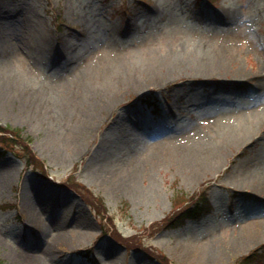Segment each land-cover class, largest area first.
<instances>
[{
	"label": "rangeland",
	"instance_id": "obj_1",
	"mask_svg": "<svg viewBox=\"0 0 264 264\" xmlns=\"http://www.w3.org/2000/svg\"><path fill=\"white\" fill-rule=\"evenodd\" d=\"M230 42L248 78L230 84L185 72L159 85L146 81L147 68L166 56L217 53ZM261 63L264 0H0V84L12 85L0 89L9 106L0 126L22 130V139H0L7 151L0 155V262L34 264L19 257L41 254L52 235L63 241L37 264H186L172 251L180 246L211 252L204 264H242L264 247V234L235 239L243 226L264 224V191L256 188L264 185V130L226 147L196 179L165 149L183 137L219 144L222 125H234L237 114L264 116V77L252 78ZM83 86L94 101L115 98L83 149L63 158L56 151L77 126L65 108ZM158 149L165 153L153 185L147 174L139 179L144 194L123 187ZM204 190L209 214L175 229L154 226ZM35 208L38 222L29 213ZM259 251L251 264H264Z\"/></svg>",
	"mask_w": 264,
	"mask_h": 264
},
{
	"label": "bare ground",
	"instance_id": "obj_2",
	"mask_svg": "<svg viewBox=\"0 0 264 264\" xmlns=\"http://www.w3.org/2000/svg\"><path fill=\"white\" fill-rule=\"evenodd\" d=\"M231 21L235 23L236 20L232 18ZM199 52H201V50H199ZM160 63V66L151 65L146 70L148 73L146 81H151L152 85H159L173 81L184 76L185 72L195 76H204L205 78H213V76L219 75L224 77L225 80L223 81H230V84L249 77L248 73L241 68L239 53L231 42L222 44L221 49H218L217 53L204 50L203 53L191 54L187 58L169 55L163 58ZM160 68H164V70L161 72ZM257 71V73L252 74V78H263L264 64L261 63L260 68ZM6 80L13 81L9 78L3 81ZM4 83L0 84V89H2ZM99 83L101 84V82ZM11 88L12 85L7 82L3 86V89H7L9 92H12ZM101 89L103 88H95L93 89L95 91L93 93L99 95V93H102ZM86 92V86L74 90L68 104L66 105L65 109L67 116H72L76 120L77 126L72 134L71 143L62 144V146L56 151L59 155H63V158L68 153H73L74 151L78 152L83 149L85 144H82V141L85 135L92 129L104 110L108 108V102H111L112 98H115L113 97L114 94L110 93L105 100L99 102L94 98L97 101L96 102L90 98L93 96L91 91ZM4 100L7 99H0V111H6L9 108ZM236 117V123H234V125H222V129L226 134L225 138L219 144H213L209 141L195 142L193 138L189 139L183 137L171 147H167L165 151L171 152L172 157L176 158L180 170L187 171L189 178L196 179L201 176V174L203 175L207 172L208 169L219 163L220 157L224 156L226 147L235 146L237 148L238 146H244L257 138L258 134L264 130V116L262 113L260 115L256 112L251 113V110H247L237 114ZM214 121L216 120L214 119ZM159 152L162 153V150L158 149L151 153L147 157V163L144 162L139 170L134 171L128 178L124 177L123 180L120 181L121 185L132 193L144 194L146 188L140 187L139 179L142 176L144 177L149 174L153 185L154 177H152V172L157 165L156 163L160 161V155L163 156L165 153L159 154ZM149 186L153 189L151 184H149ZM256 188L259 191H264V185L262 184L256 185ZM36 211L39 210L37 208L30 209L29 213L33 215L34 220L38 222L39 214H35ZM261 234H264V224H247L240 229V232L235 239L238 243L242 244L248 240H255ZM61 241H63V238L48 235L47 242L41 254H33L31 256L22 255L19 258H31V261L34 262V264H37L42 259L44 260L51 256L52 252H54V249L57 248L58 243ZM172 251H176L180 256V259L186 264L211 263L214 259L212 258L213 254H211V252L208 255V253L204 252L203 248H200V246L195 248H185L180 246L178 249L172 248Z\"/></svg>",
	"mask_w": 264,
	"mask_h": 264
},
{
	"label": "trees",
	"instance_id": "obj_3",
	"mask_svg": "<svg viewBox=\"0 0 264 264\" xmlns=\"http://www.w3.org/2000/svg\"><path fill=\"white\" fill-rule=\"evenodd\" d=\"M0 131L6 133L10 136V140L22 139V132L18 128H10V127H0ZM2 138V137H0ZM179 204V203H178ZM205 206H207V202L205 197L202 196L198 202L194 204L183 206L181 208H177V210L173 211L165 220L164 227H174L182 224L187 218H197L201 215L202 212L205 211ZM257 254V251L254 250L250 252L248 255L244 256L241 260L245 262H252ZM0 264H2L0 262Z\"/></svg>",
	"mask_w": 264,
	"mask_h": 264
}]
</instances>
